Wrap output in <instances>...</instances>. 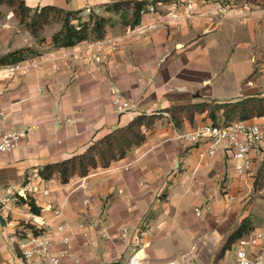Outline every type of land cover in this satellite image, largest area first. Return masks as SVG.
Wrapping results in <instances>:
<instances>
[{"label": "crops", "instance_id": "0c3cea01", "mask_svg": "<svg viewBox=\"0 0 264 264\" xmlns=\"http://www.w3.org/2000/svg\"><path fill=\"white\" fill-rule=\"evenodd\" d=\"M23 1L33 9L79 12L82 20L89 5L108 23L101 39L91 35L74 47L54 48L60 23L47 35L43 29L39 41L0 6V58L30 49L25 60L38 62L14 75L0 71V114L26 133L13 151L0 154V264H23L13 246L27 222V196L41 208L52 252L61 248L57 226L70 224L64 235L71 249L61 264H229L226 252L214 261L242 219L264 230V186L254 189L264 142L250 152L253 175L245 177L234 171L223 143L201 157L204 143L180 137L208 122L205 114L175 126L161 111L264 96V0H138L155 13L133 26L131 9L105 10L129 0ZM223 7L227 13L218 11ZM115 95L136 104L117 113ZM139 114L161 117L140 146L109 167L67 184L37 176L42 166L82 153ZM242 122L264 124V116ZM28 183L40 192L21 194Z\"/></svg>", "mask_w": 264, "mask_h": 264}, {"label": "trees", "instance_id": "16d2710c", "mask_svg": "<svg viewBox=\"0 0 264 264\" xmlns=\"http://www.w3.org/2000/svg\"><path fill=\"white\" fill-rule=\"evenodd\" d=\"M147 4L146 1L138 0L117 1L107 5L105 10L116 13L123 11L125 13L126 10L131 9V25L133 26L139 21V11ZM0 6H5L11 10L19 24L24 25L36 39L45 26L54 22L60 23V30L54 33L51 38V44L54 48L74 47L87 40L91 35H94L96 39H101L108 23V19L99 15H89L87 19L82 20L79 12L65 11L53 5L33 9L27 6L23 0H0ZM26 52L29 53L30 49H22L1 57L0 66L24 60V53ZM161 112H167L169 120L175 126L184 121L193 124L195 117L202 114H205V117L209 119L208 122L214 124L218 123L220 118L223 124L235 121L242 122L264 116V96L250 97L230 103L202 102L174 105ZM160 117L161 114H139L128 124L94 141L82 153L58 163L42 166L37 171V176L42 180L57 178L61 184H67L73 176L85 177L97 167L107 168L113 161L125 156L129 150L140 146L145 141L147 132L152 129ZM255 179L254 185L262 189L264 186V167L257 171ZM22 201L32 214L36 216L41 214V208L35 204L31 197L27 196ZM253 230L252 220L249 217L242 219L238 228L228 237L214 262L222 258L226 250L230 249L235 241Z\"/></svg>", "mask_w": 264, "mask_h": 264}, {"label": "built area", "instance_id": "2783aa9c", "mask_svg": "<svg viewBox=\"0 0 264 264\" xmlns=\"http://www.w3.org/2000/svg\"><path fill=\"white\" fill-rule=\"evenodd\" d=\"M222 13H227L226 7L219 9ZM86 15H97L98 12L86 5L83 9ZM155 8L152 5H146L139 11V15L154 14ZM173 19L177 18V14L173 13ZM155 26H149L153 29ZM112 48L115 49L114 44ZM38 62L34 59L22 60L12 64L0 66V71L7 75H14L19 72H26L36 69ZM133 99H124L118 95L112 98V105L115 112L125 113L135 106ZM5 115L0 114V154L10 153L13 151L25 137L24 131L10 128L5 123ZM68 124H73L71 119H67ZM189 143H204L205 149L200 154L201 157L213 156L221 143L231 152L234 161L233 169L239 175L252 177L253 161L249 154L251 151L258 149L264 142V124H244L241 121H235L229 124L205 122L192 129L188 134L180 136ZM40 192L37 186L28 183L22 191ZM20 192V193H21ZM43 195H47L48 191H41ZM9 201L8 198L2 200L3 203ZM208 204L204 207L207 208ZM195 212L200 213V209L196 208ZM58 211L55 215H58ZM24 218L27 220L26 225H21L18 231V237L13 246L23 264H61L62 260L67 257L71 249V241L68 236L64 235L70 230V224L63 223L57 226V232L61 234L59 244L61 248L56 252L51 250V241L45 231V221L32 214L30 211L23 212ZM28 225V226H27ZM36 231V232H35ZM125 237V234L122 235ZM236 246L234 250L235 264H264V230H253L249 234L239 238L234 242Z\"/></svg>", "mask_w": 264, "mask_h": 264}, {"label": "rangeland", "instance_id": "374dc122", "mask_svg": "<svg viewBox=\"0 0 264 264\" xmlns=\"http://www.w3.org/2000/svg\"><path fill=\"white\" fill-rule=\"evenodd\" d=\"M3 8H5V7H3ZM55 23L56 22L51 23L47 27L43 28L44 30H43L42 34L43 35L49 34V32L55 28ZM37 40L43 41V38H41L39 35ZM254 189H255V191L259 190V188H257L256 186H254ZM21 194H23V192H21ZM262 216H263V214H262ZM262 228L264 229V225L262 226ZM235 248H236V246L233 244L230 249L226 250V255H225L226 258L225 259H226V262L229 264H235L234 263V250H235Z\"/></svg>", "mask_w": 264, "mask_h": 264}]
</instances>
